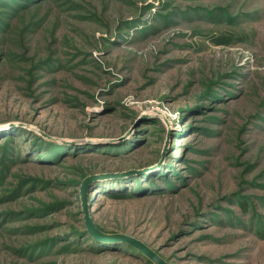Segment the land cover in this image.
<instances>
[{
    "label": "rangeland",
    "instance_id": "obj_1",
    "mask_svg": "<svg viewBox=\"0 0 264 264\" xmlns=\"http://www.w3.org/2000/svg\"><path fill=\"white\" fill-rule=\"evenodd\" d=\"M169 133L160 169L95 186L96 225L168 264H264V0H0V264H150L85 239L79 188Z\"/></svg>",
    "mask_w": 264,
    "mask_h": 264
},
{
    "label": "water",
    "instance_id": "obj_2",
    "mask_svg": "<svg viewBox=\"0 0 264 264\" xmlns=\"http://www.w3.org/2000/svg\"><path fill=\"white\" fill-rule=\"evenodd\" d=\"M135 128H131L123 137L118 140H110V142H123L127 140ZM170 132V131H169ZM91 141V140H90ZM64 144H71L68 140H62ZM170 143V133L167 136L164 149L161 153V160L154 166L143 170H129L127 172L120 173H99L87 175L80 183L79 196L81 204V214L83 215L84 225L88 236L95 242L106 245H126L134 249L140 255L145 257L152 264H168L155 250L146 245L142 240L128 234L105 232L101 230L92 217V202L91 192L93 191L92 185L97 182L126 179L133 176L143 175L153 170L160 169L165 162L168 146Z\"/></svg>",
    "mask_w": 264,
    "mask_h": 264
},
{
    "label": "trees",
    "instance_id": "obj_3",
    "mask_svg": "<svg viewBox=\"0 0 264 264\" xmlns=\"http://www.w3.org/2000/svg\"><path fill=\"white\" fill-rule=\"evenodd\" d=\"M152 125H156V124H152ZM27 134H25V133H23V134H18V137L20 138V139H23V140H25L26 138H27ZM12 136H8V135H6V138H5V140H3V143L6 145V149L5 150H7V152H5V153H3V158H4V161H6L7 159H10V157H12V155L11 154H13V145L15 144V140L13 139V138H11ZM29 138V137H28ZM30 139V138H29ZM36 140H37V142H36ZM39 141H41V139L40 138H38V137H36V138H34L33 140H32V142H34V144L30 147V149L32 148V150H34L33 152L35 153V151H37V149L39 150L36 154H34L32 157H38V155L40 154V153H43V152H41L40 151V147H43V144L41 143V142H39ZM36 143V144H35ZM126 141L125 142H123L122 144H121V146H119L118 147V150H125V145H126ZM34 146V147H33ZM107 150H105V151H109V149H111V148H106ZM113 150V149H112ZM115 151V150H114ZM117 151V150H116ZM39 157H41V156H39ZM37 159H39V158H37ZM48 160H50V158L48 159ZM40 161H45V158L44 159H42V160H40ZM139 177H143V176H133L132 178H139ZM82 178H85V175H83L82 176ZM131 178V177H130ZM130 178H126V179H130ZM83 180V179H82ZM117 181L118 180H121V179H116ZM36 181H37V183H41L42 181L40 180V179H36ZM122 181V180H121ZM120 182V181H119ZM71 183H73V185H78L76 182H71ZM68 184H69V182H68ZM97 184H99V182H97V183H94L93 185H92V187L93 188H95V186L97 185ZM94 191V190H93ZM92 193V192H91ZM53 206V204H47V203H42V205L41 206H35L36 208H29V213H30V215H28L29 217H44L45 215H52V214H54V213H56L58 210L56 209V208H53L52 207ZM40 207V208H39ZM37 229H39V228H34L32 231H37ZM50 228H49V226L48 225H45V226H41L40 227V230H39V232H46V231H48ZM84 232H85V230H84ZM33 233H37V232H33ZM76 236H77V233H79V232H73ZM86 233V232H85ZM86 235H87V233H86ZM87 238H85V239H87V240H89V241H94L93 239H89L88 237V235L86 236ZM94 243L95 244H98L97 242H95L94 241ZM114 245V244H113ZM108 246H110V247H112L111 245H108ZM125 247L126 248H129V249H131V250H133V251H135L134 249H132V248H130L129 246H126L125 245ZM116 251H118L119 252V250H116ZM138 253V252H137ZM150 264H152L151 262H149Z\"/></svg>",
    "mask_w": 264,
    "mask_h": 264
}]
</instances>
